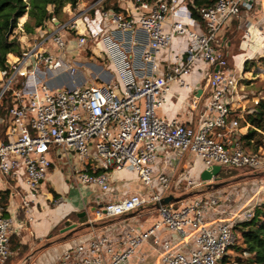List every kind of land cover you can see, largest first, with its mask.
Masks as SVG:
<instances>
[{
    "label": "built area",
    "instance_id": "1",
    "mask_svg": "<svg viewBox=\"0 0 264 264\" xmlns=\"http://www.w3.org/2000/svg\"><path fill=\"white\" fill-rule=\"evenodd\" d=\"M104 1L66 8L64 22L54 21L38 38L32 37L27 52L0 70V125H6L4 137L0 134V176L13 182L22 177L27 197H36L49 177L54 151L78 155L77 182L101 192L110 190L113 175L136 172L145 191L99 202L91 222L122 219L140 211H153L157 219L146 227L141 221L127 223L124 233L113 227L85 234L69 243L56 264H135L146 246L160 264H228L237 225L252 221L263 204L264 186L259 188L253 179L264 172V148L251 152L243 146L239 118L233 116L242 78L223 53L220 33L243 10L264 5V0H219L214 7L200 10L203 23L193 18L182 0H134L135 12L128 16L104 8ZM245 31L243 37L250 36ZM176 35L191 40L186 59L159 75L158 57ZM260 35L264 39V32ZM98 44L112 61L119 82L51 84L60 73L78 75L79 63H67V54ZM199 61L209 67L205 80L211 89L199 126L159 117L157 110L166 104L171 84L178 81L185 86L183 77ZM8 93L7 121L1 112ZM162 149L179 161L187 155L200 159L204 170L220 166L243 171L253 182L228 191V185L215 186L214 179L195 180L190 172L174 182L175 170L155 173ZM182 184L196 190L192 198L174 194ZM169 195L174 197L170 204L156 206ZM30 205L31 201L22 202L21 208ZM14 231V220L7 215L0 193V264L15 255ZM116 233L122 240L115 242Z\"/></svg>",
    "mask_w": 264,
    "mask_h": 264
},
{
    "label": "crops",
    "instance_id": "2",
    "mask_svg": "<svg viewBox=\"0 0 264 264\" xmlns=\"http://www.w3.org/2000/svg\"><path fill=\"white\" fill-rule=\"evenodd\" d=\"M182 1L187 4L190 0ZM92 2L93 1L89 0L81 3V5L90 4ZM118 5L121 6L123 10V12L120 13L125 16L132 15V13L135 12V5L131 0H118ZM108 10L116 12L112 9ZM237 20H239V22ZM240 20L246 22L245 28H242L244 25ZM233 22L239 24L237 28L239 31L236 30L237 32H235L233 41H231L230 44L225 42L223 46H227L230 50L227 52L229 64L231 65L230 67L233 68L235 72L242 74V70L247 60H253L262 55L264 56V39L260 35L261 31L264 32V5L262 3H257L254 4L251 9L243 10L240 18L231 21L228 27L220 33L221 40L225 41V39H227V37L225 38V35H227L230 30L234 33V30L231 27ZM248 23L254 24L255 26L249 28ZM164 28L166 31L170 30L168 23L165 24ZM247 29L250 32V36L243 37V31ZM140 40H143L142 35L140 36ZM71 43L70 46H73L72 50H75L74 44L72 45ZM190 44L191 40L188 37L181 35L174 36L169 49L164 51L158 57L160 64L158 74L165 75L168 71V66H173L180 60L185 61L187 49ZM100 45L101 44L87 46L86 49H82L81 51H71L70 54H67L64 57L67 63L71 62L72 65L75 62L79 63V73L75 76V82L71 76H67L65 73H60L55 76L57 79L51 80V84L55 87H64L71 85V83L74 85H97L90 84L89 79H85L86 75L81 71L83 66L90 65V61H82L83 59L76 58V55L81 52L85 58L90 60V58L95 57V55L100 56L99 53L106 54L104 48ZM96 46L100 47V52L98 49L96 51L94 50ZM208 69L209 67L204 62L199 61L192 67L190 74L183 77L185 86H182L178 81L173 82L170 86V92L167 95L168 100L163 107L157 110V115L169 121L176 120L179 123L191 127H198L200 120L206 111V103L211 96V89L206 86L205 80ZM104 74L107 79L114 78L111 84L119 82L110 59L107 69L104 70ZM79 76H82L83 79L79 78ZM62 78H65V81L62 80ZM121 91H123L122 88ZM241 97L242 96L237 97L233 112V116L238 117L239 119L240 116L237 110L242 108ZM236 107L239 109H236ZM5 131L6 128H2V125H0V134L2 137H4ZM240 132L242 135L246 133L241 130ZM74 156L75 155L73 154L68 156L60 155L56 151L52 153L51 158L53 166L50 170L49 177L43 182L40 193L36 197L30 196L32 199L27 197L28 189L22 182V177L20 180L13 182L6 177L0 176V193L4 196L7 215L14 220L15 224V231L11 239V247L15 255L6 264H56L67 249L69 243L81 238L85 234L97 231L103 232L104 229L112 230L113 227L119 228L120 231L124 233V226L127 223L141 221L146 227V225L151 224L153 220L157 219V214L153 211L150 213L147 211H140L139 213L131 214L122 219H113L111 221L104 220L96 223L93 221L91 222L94 218V210L99 202L104 204L110 201H117L125 195L143 192L145 189L139 181L136 172L132 170H125L112 176L111 180L115 178V182L111 184L112 187H114V194H109L108 192L110 190L108 192H101L99 189L94 190L90 187H83L76 180V172L81 169V162H79L77 157ZM66 159H68V161H66ZM196 160L201 161L200 159H195V157L191 155H187L179 161V159L176 160L171 151L162 149L154 168L155 173L158 175L175 170L174 182H178L183 175L190 172L192 178L198 180L201 178V175L197 178L199 170L194 167V162ZM56 165L61 167V172L58 171L59 177H57L60 183L59 186H57L55 182L53 183L56 174H58L55 170ZM69 165L70 177H68V180L64 183L65 178H67V175L64 173L68 172L65 169H67ZM201 169L202 174L204 171L202 161ZM177 174L181 175L176 180ZM117 181H128L127 183L122 184L121 188L123 187L126 190L125 193L118 198L117 194L120 191V185H116ZM131 182L138 183V186H136V188L131 186ZM47 191H53V193L59 196V199L56 200L55 209H48L46 202L50 203V201L53 200L54 195L51 193L46 195ZM27 201H31V205L22 209V202L27 203ZM84 212L86 213V216L83 218H86V220L81 222L80 220L83 218H80L79 214ZM72 225H76L75 228L65 230ZM113 239L115 242H118L122 240V237L119 233H116L113 235ZM138 257V261L137 258H135V264H160L158 256L153 251H150L147 246L142 248ZM140 259L144 260L139 262Z\"/></svg>",
    "mask_w": 264,
    "mask_h": 264
},
{
    "label": "trees",
    "instance_id": "3",
    "mask_svg": "<svg viewBox=\"0 0 264 264\" xmlns=\"http://www.w3.org/2000/svg\"><path fill=\"white\" fill-rule=\"evenodd\" d=\"M86 1L89 0H0V70L9 68L13 62H17L27 52L28 44L32 43V37L38 38L40 32L50 27L56 20L64 22V10L67 7L76 9L79 3ZM131 1L134 2V0ZM218 1L190 0L187 5L193 18L203 23L200 10L214 7ZM103 7L112 9L117 13L123 12L121 6L118 5V0H105ZM23 18L24 24L22 28H18L19 20ZM237 28L238 23L233 22L232 29L234 32ZM17 29L19 31L16 33ZM230 36H233V34ZM261 61H264V59ZM249 64L251 62L247 60L244 68L247 69ZM252 64L255 66V63L252 62ZM10 96L11 94L8 93L2 103L3 110L1 115L7 121V107L11 105ZM258 103L254 113L249 116L251 127L241 136L244 148L251 152H261L264 148V100ZM2 128H6V125L2 126ZM223 172L222 168L218 179ZM55 196L58 195L55 194ZM85 220L86 218H83L80 221L83 222ZM236 229H240L241 234L239 237L237 236L232 249L239 253L247 254L245 259L239 257L238 263L264 264V204L256 209V214L252 221L240 223Z\"/></svg>",
    "mask_w": 264,
    "mask_h": 264
},
{
    "label": "rangeland",
    "instance_id": "4",
    "mask_svg": "<svg viewBox=\"0 0 264 264\" xmlns=\"http://www.w3.org/2000/svg\"><path fill=\"white\" fill-rule=\"evenodd\" d=\"M239 22V20H237ZM242 24L244 25L245 28V21H241ZM24 24V18L19 20V27L18 28H22V25ZM239 26V24H238ZM232 27V26H231ZM19 31V29L16 30V33ZM239 31V29L237 30ZM235 31V32H237ZM235 32L232 33V31L230 30L228 32L227 35H225V38L227 37V39H225L224 43H231V41H233V38L235 36ZM231 34H233V36H230ZM243 38V37H242ZM23 39V38H22ZM72 45L74 44L73 41L71 43ZM29 45V44H28ZM98 49V51L100 52V47H95L94 50L96 51ZM225 55L227 60L229 61V58L227 57V52H229V48L227 46H223ZM231 49V47H230ZM100 56H96L93 58H90V60L88 58H85L83 56V54L78 53V55H76V58L78 59H83L82 61H90V65L89 66H83L81 68L82 73H84L85 79H89V83L90 84H101L103 82L106 83H111L114 78H108L105 76L104 74V70L107 69L108 63H109V58L108 55H106L105 53H99ZM102 55V56H101ZM262 59H264V56H258L257 58H255L254 60H248L249 62H251V64H249L247 66V69L243 68L242 70V74L237 73L238 77L242 78L241 82H240V91H241V109H239L238 107H236V109L238 108L239 110H237V112H239V116H240V130L243 132H247L248 129L251 127V124L249 123V116L250 114L254 113L256 107L258 106V102L259 101H263L264 100V61H261ZM255 63V66L254 64ZM231 66V65H230ZM79 78H82V76H79ZM73 81L75 82V76H73ZM62 80L65 81V78H62ZM95 85V86H97ZM242 132V133H243ZM73 155H75L79 161V156L71 153ZM74 156V157H75ZM196 159V158H195ZM66 161H68V159H66ZM72 161V160H71ZM71 165V163H70ZM70 165L67 167L68 172L64 173L65 175H67V178H65V182L66 180H68V177H70ZM193 165V163H192ZM194 167L198 168L199 170V175H197V178L201 175V161L196 160L194 162ZM56 177L53 181V183L55 182V184H57V186H59V180L57 177H59V172H61V167L59 165H56ZM224 172L223 174L220 176V180H215L218 181L215 184V186L217 185H228L226 188L227 190H231L232 187H234L235 185H239V184H245V185H249V183L253 182L251 178V176H246V173L243 171H237V170H228L226 168H223ZM59 171V172H58ZM69 173V174H68ZM226 174V175H225ZM181 174H177L176 176V180L180 177ZM115 177V176H114ZM194 177V176H193ZM255 177L257 179H253L254 181H257L259 183V188L264 186V172L255 175ZM57 178V179H56ZM119 178V177H118ZM195 178V177H194ZM115 182V178L111 180V184ZM128 181H122L116 182V185H120V191L117 194V198L121 197L124 193H125V188H121L122 184L127 183ZM131 186L135 187L138 186V183L136 182H131L130 183ZM207 187H202L201 190H207ZM174 194L179 196L180 198H189L195 195L196 190L194 189H187V187L185 185H181L178 190H176V188L173 190ZM48 193H51L52 195H54L52 198L53 200L49 202H46V204L48 205V209L52 208L55 209V204H56V200L59 199V196H55V194L53 193V191H47L46 195ZM109 194H114V187H112L111 185V189L108 192ZM263 195L262 198L263 199V204H264V190H263ZM91 196V194H90ZM63 204V203H62ZM99 204L96 206L98 207ZM47 209V208H46ZM113 219H110L109 221H111ZM236 234L239 237V235L241 234L240 229H236ZM233 253L230 255L231 260L229 261L228 264H239L238 263V258L239 257H243V259L247 258V254H242L239 253L238 251H236L235 249H232Z\"/></svg>",
    "mask_w": 264,
    "mask_h": 264
},
{
    "label": "water",
    "instance_id": "5",
    "mask_svg": "<svg viewBox=\"0 0 264 264\" xmlns=\"http://www.w3.org/2000/svg\"><path fill=\"white\" fill-rule=\"evenodd\" d=\"M58 21H55V24H57ZM221 167L220 166H214L211 170H204L201 174V179L203 181H211V180H217L218 179V175L221 172ZM219 186V185H218ZM174 200V197L172 195H169L168 197L163 198L160 203H158L156 206L160 207V206H164V205H168L170 204L172 201ZM86 216V213H81L79 214L80 218H83ZM76 225H72L69 228L65 229V230H70L75 228Z\"/></svg>",
    "mask_w": 264,
    "mask_h": 264
}]
</instances>
